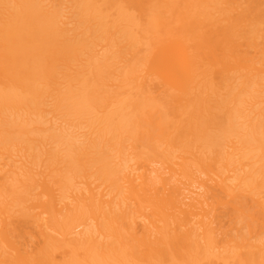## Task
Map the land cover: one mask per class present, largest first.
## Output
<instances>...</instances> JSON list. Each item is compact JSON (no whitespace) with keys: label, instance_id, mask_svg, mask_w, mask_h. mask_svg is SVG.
Returning a JSON list of instances; mask_svg holds the SVG:
<instances>
[{"label":"bare ground","instance_id":"6f19581e","mask_svg":"<svg viewBox=\"0 0 264 264\" xmlns=\"http://www.w3.org/2000/svg\"><path fill=\"white\" fill-rule=\"evenodd\" d=\"M0 264H264V0H0Z\"/></svg>","mask_w":264,"mask_h":264}]
</instances>
